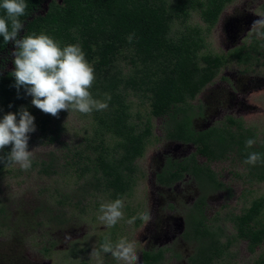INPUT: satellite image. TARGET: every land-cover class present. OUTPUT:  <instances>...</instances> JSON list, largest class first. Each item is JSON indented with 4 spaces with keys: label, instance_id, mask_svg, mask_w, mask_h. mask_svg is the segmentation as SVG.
I'll return each instance as SVG.
<instances>
[{
    "label": "trees",
    "instance_id": "obj_1",
    "mask_svg": "<svg viewBox=\"0 0 264 264\" xmlns=\"http://www.w3.org/2000/svg\"><path fill=\"white\" fill-rule=\"evenodd\" d=\"M45 1L25 0L26 12L19 18L24 27L18 38L43 32L62 47L79 44L95 70L92 96L102 101L110 97L104 110L90 114L76 111L89 121L91 131L79 147L69 149L65 165L75 170L84 186L89 184L84 188L87 194L90 189L112 200L133 196L140 175L137 160L144 156L152 137L150 118L143 119L139 117L140 110L134 113L132 109L135 99L147 105L150 116L164 119L168 140L193 144L197 154L210 162L234 155L247 169L250 181H264V162L244 164L251 152L264 158V141L252 148L246 146L249 138L256 141L252 128H245L241 121L230 117L221 125L200 131L193 124L197 112L192 101L214 81L224 65L236 61L249 69L264 60V39L257 37L227 55L209 51L210 33L226 6L235 0H51L46 12L39 14ZM193 14L199 16L204 27L190 23ZM3 16L6 12L0 8V17ZM11 47L14 42L5 43L0 37V61ZM12 66L0 74V119L25 107L35 117L36 130L43 131L51 123V115L33 106L32 97L23 88L18 93L11 76L14 57ZM58 138L59 135L54 141ZM10 150L7 146L0 155ZM196 156L168 160L157 180L168 187L186 175L195 180L202 196L186 217L183 237L195 245L189 262L216 264L232 243L230 238L223 242L221 228L208 224L204 205L208 195L228 188ZM39 165L43 174L58 172L53 159ZM50 166L54 170H49ZM5 169L0 165V178ZM263 215L264 195L231 218L236 230L234 239L246 241L252 253L264 244ZM163 257V250L145 251L142 255L144 264H159ZM255 264H264V252Z\"/></svg>",
    "mask_w": 264,
    "mask_h": 264
},
{
    "label": "rangeland",
    "instance_id": "obj_2",
    "mask_svg": "<svg viewBox=\"0 0 264 264\" xmlns=\"http://www.w3.org/2000/svg\"><path fill=\"white\" fill-rule=\"evenodd\" d=\"M50 1L44 2L39 14L46 12ZM263 3L264 0H235L227 5L208 37L209 51L227 55L248 45L251 38L257 37L250 28L254 20L264 17ZM190 23L205 26L197 14H193ZM13 51L15 48L11 47L0 61V74L13 68ZM192 105L197 112L196 130L221 125L230 117L241 121L245 128H252L256 143L262 144L264 60L249 69L229 61ZM132 109L134 113L141 111L139 117L150 118L152 137L144 156L137 160L140 175L133 196L123 200V218L111 227L101 221V205L114 200L95 190L89 189L87 194L84 188L89 184L84 186L75 170L65 165L69 149L79 147L91 129L89 121L76 111L70 114L62 110L57 117L51 115L52 121L45 130L29 134V150L37 148L31 168L6 167L0 178V264H123L111 253L100 251L98 257L89 254L94 247L99 250L106 239L114 246L125 237L136 242L139 264H144L143 252L159 250L164 251L159 264H190L195 245L187 242L182 232L187 215L202 196L201 190L188 176L169 189L160 186L157 176L168 160L182 161L191 155H197L200 164L210 166L228 188L208 195L204 205L208 224L221 228L223 242L230 238L232 243L216 264L256 263L264 252V244L250 252L246 241L234 239L236 230L231 218L264 195V181H250L247 169L234 155L210 162L197 154L193 144L168 140L164 119L150 116L146 104L135 99ZM57 135L59 138L54 141ZM52 159L58 172L43 174L39 164ZM143 212L151 216L147 224L139 218ZM133 217L135 221L129 224ZM174 224L178 228L172 227Z\"/></svg>",
    "mask_w": 264,
    "mask_h": 264
},
{
    "label": "clouds",
    "instance_id": "obj_3",
    "mask_svg": "<svg viewBox=\"0 0 264 264\" xmlns=\"http://www.w3.org/2000/svg\"><path fill=\"white\" fill-rule=\"evenodd\" d=\"M0 8L5 10L6 16L0 17V37L5 43L14 42L16 49L11 53L14 57L15 69L11 76L15 78L14 87L18 93L23 88L32 97L31 103L45 114L57 117L63 111L75 110L82 114H90L93 110H104L108 107L105 101L95 99L91 94V87L95 81L94 67L86 59L79 44L61 43L45 33L26 34L18 38L23 29L20 17L25 15L27 4L25 0H3ZM264 17L252 22L250 31L257 38L264 39ZM131 41V37H129ZM11 107V105L9 106ZM36 131L35 117L25 107L18 113L9 112L0 119V153L7 146L11 147L6 155H0V165L11 167L18 165L23 170L31 168L36 149L29 150L30 133ZM246 146L252 148L256 141L246 140ZM264 162L261 154L251 152L244 160V164L256 165ZM123 199H116L100 207V220L107 226H114L123 218ZM139 218L147 224L151 216L147 212L139 214ZM136 217L128 220L129 224ZM70 238V237H69ZM100 251L111 253L123 264H139L136 242L121 238L114 246L109 240L97 250L95 247L89 254L98 257Z\"/></svg>",
    "mask_w": 264,
    "mask_h": 264
},
{
    "label": "flooded vegetation",
    "instance_id": "obj_4",
    "mask_svg": "<svg viewBox=\"0 0 264 264\" xmlns=\"http://www.w3.org/2000/svg\"><path fill=\"white\" fill-rule=\"evenodd\" d=\"M193 124H194V122H193ZM194 128H195V126H194ZM162 171V170H161ZM161 173V172H160ZM190 177L191 178V180L192 181H194L195 182V180L191 177V176H189V175H186L184 178H186V177ZM184 178L181 180V181H183L184 180ZM181 181H179V182H181ZM179 182H177L176 184H178ZM159 183V182H158ZM196 183V182H195ZM160 184V183H159ZM176 184H174V185H176ZM197 184V183H196ZM173 185V186H174ZM160 186H162V187H164V188H167V189H169V188H171V187H173V186H171V187H168V186H164V185H162V184H160ZM199 188V187H198ZM172 227H175V228H178V225L177 224H174ZM183 227V228H182ZM181 227V230L183 231L184 230V226H182ZM186 229V228H185ZM177 230H175L174 232H176ZM182 234L184 235V232H182Z\"/></svg>",
    "mask_w": 264,
    "mask_h": 264
}]
</instances>
